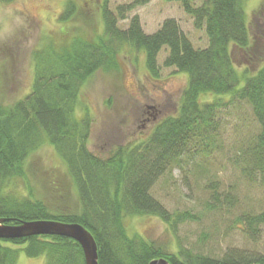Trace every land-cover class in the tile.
Here are the masks:
<instances>
[{
	"label": "trees",
	"instance_id": "1",
	"mask_svg": "<svg viewBox=\"0 0 264 264\" xmlns=\"http://www.w3.org/2000/svg\"><path fill=\"white\" fill-rule=\"evenodd\" d=\"M149 1L133 0L114 13L104 0L100 35L86 40L81 34L63 31L64 38L52 37L35 49L31 90L10 105L0 104V219L9 224L39 219L80 223L95 239L98 264H148L156 258L169 264H264V253L259 251L233 246L221 255L210 254L179 241L173 250L137 233L126 234L125 216H157L176 237L181 223L202 218L192 210L168 211L151 189L172 165L195 153L209 154L218 146L223 112L232 102H246L258 125L257 132L234 152L233 165L247 182L264 187V61L255 72L240 74L230 50L231 46L245 50L249 45L244 0H204L200 5L194 4L196 0H164L178 1L194 28L204 29V48L192 45L174 18H166L154 32L146 33L134 14L126 28H119L120 18ZM75 6L74 0H67L57 21H71ZM126 46L143 53L152 77L159 75V52L166 50L162 65L187 73L188 82L174 116L159 122L146 139L100 156L87 146L90 116L75 113L79 91L97 70L115 67L117 55ZM203 93L216 96L201 101ZM45 143L65 165L76 190V209H52L32 194L7 193V185L23 176L29 155ZM207 187L204 213H230L238 206L232 191L219 190L214 181ZM234 223L246 238L256 241L264 228V208L241 209ZM207 239V234L200 236L202 241ZM20 251L28 257L44 255L45 264H85L81 246L69 237L0 238V264H16Z\"/></svg>",
	"mask_w": 264,
	"mask_h": 264
},
{
	"label": "rangeland",
	"instance_id": "2",
	"mask_svg": "<svg viewBox=\"0 0 264 264\" xmlns=\"http://www.w3.org/2000/svg\"><path fill=\"white\" fill-rule=\"evenodd\" d=\"M67 0H12L0 2V104L10 105L29 93L33 81V52L47 45L50 38H64L66 34H81L85 39L100 35L103 23L100 4L104 0H74L75 14L71 21L61 23L58 15ZM133 0H107L114 13L117 7ZM204 0H196L200 5ZM245 22L249 28V45L245 50L231 46V54L238 72L251 74L264 61V0H244ZM138 15L144 32L152 33L163 20L174 18L196 48L207 46L204 29H196L192 18L178 1L150 0L135 6L118 20L119 28H126L129 19ZM52 38V39H53ZM166 50L157 57L159 75L152 77L144 63L142 52L125 47L117 55L115 67L100 69L84 83L79 91L78 116L84 112L91 118L87 142L93 153L106 156L120 146L146 139L163 119L174 116L183 90L188 82L185 72L162 65ZM214 93H203L200 100H211ZM226 100L227 96H223ZM224 126L209 154L195 153L172 165L151 189L153 196L168 211L199 212V221H186L178 226L177 237L157 216H125L126 234L142 236L158 245L176 249L177 241L194 250L222 254L227 247L264 253V228L256 241L244 236L234 223L241 209L259 211L264 208V187L247 182L233 165V154L254 133L258 125L246 102H232L223 112ZM26 162L24 174L7 185V193L14 197H33L43 200L57 210L76 209L77 195L65 165L48 144L34 151ZM217 182L219 190L232 191L238 206L230 213H204L209 198L207 184ZM208 235L205 241L200 240ZM44 255L26 256L20 251L16 264H45Z\"/></svg>",
	"mask_w": 264,
	"mask_h": 264
},
{
	"label": "water",
	"instance_id": "3",
	"mask_svg": "<svg viewBox=\"0 0 264 264\" xmlns=\"http://www.w3.org/2000/svg\"><path fill=\"white\" fill-rule=\"evenodd\" d=\"M33 235H58L69 237L81 246L85 264H98L97 246L92 234L80 223L59 220H30L9 224L0 219V238L12 239ZM148 264H169L164 258H156Z\"/></svg>",
	"mask_w": 264,
	"mask_h": 264
}]
</instances>
